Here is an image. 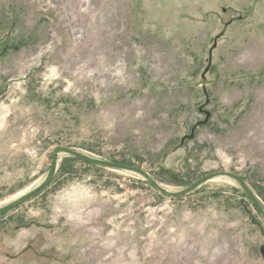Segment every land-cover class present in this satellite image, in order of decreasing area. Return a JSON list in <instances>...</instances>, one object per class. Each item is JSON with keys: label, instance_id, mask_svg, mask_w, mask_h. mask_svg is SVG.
<instances>
[{"label": "rangeland", "instance_id": "374dc122", "mask_svg": "<svg viewBox=\"0 0 264 264\" xmlns=\"http://www.w3.org/2000/svg\"><path fill=\"white\" fill-rule=\"evenodd\" d=\"M61 146L172 190L232 172L264 204V0H0V206ZM62 160L0 215V264H264V217L231 180L171 198Z\"/></svg>", "mask_w": 264, "mask_h": 264}, {"label": "water", "instance_id": "95a60500", "mask_svg": "<svg viewBox=\"0 0 264 264\" xmlns=\"http://www.w3.org/2000/svg\"><path fill=\"white\" fill-rule=\"evenodd\" d=\"M221 35H218L214 39V43L212 47L209 50V58H208V66L206 67L202 77H206V73L209 71L210 66L212 64V59H213V50L217 47L218 44V39ZM206 93V90H205ZM209 103V99L207 98L206 100V105ZM202 112L206 114V118L203 121H198L195 125V127L192 129V132L190 135H187L185 137L188 138H193L195 135V130L197 127L200 125H204L208 123V120L211 116V112L208 110L203 109L202 107L200 108ZM64 157H74L78 158L80 160H83L93 166L96 167H104V168H111V169H117L120 171H125L128 173H131L133 175H136L146 182L150 183L154 188H156L160 193L171 197V198H178V197H183L191 193L192 191L198 189L205 183L217 179V178H227L234 182L238 188L252 201V203L255 205L257 210L260 212V214L264 217V204L260 200V198L255 194V192L249 187V185L245 182V180L232 172H227V171H218V172H213L196 182L190 184L189 186L178 189V190H172L167 187H165L163 184H161L159 181H157L149 172L144 170L143 168L136 167V166H130V165H124L120 163H116L113 161H108L101 159L99 157H96L90 153L72 148V147H67V146H61L56 148L53 154V159H52V164L44 177V179L37 184L35 187L31 188L30 190L26 191L24 194L21 196L17 197L16 199L0 206V215L13 209L16 208L27 201H29L32 197H34L36 194H38L41 190L46 188L50 183L53 181L58 169L61 160ZM260 252L264 258V246L261 247Z\"/></svg>", "mask_w": 264, "mask_h": 264}, {"label": "clouds", "instance_id": "9594fccd", "mask_svg": "<svg viewBox=\"0 0 264 264\" xmlns=\"http://www.w3.org/2000/svg\"><path fill=\"white\" fill-rule=\"evenodd\" d=\"M57 205L53 204V211H56ZM60 213L65 215L67 219L71 220L76 218L80 209L76 206L60 205Z\"/></svg>", "mask_w": 264, "mask_h": 264}, {"label": "trees", "instance_id": "16d2710c", "mask_svg": "<svg viewBox=\"0 0 264 264\" xmlns=\"http://www.w3.org/2000/svg\"><path fill=\"white\" fill-rule=\"evenodd\" d=\"M76 162V161H83V160H80V159H78V158H74V157H64L63 158V160H62V162ZM83 162H85V161H83ZM85 163H87V162H85ZM87 164H89V163H87ZM89 165H91V164H89ZM91 166H93V165H91ZM96 167V166H95ZM61 169H62V166H61ZM150 184V183H149ZM45 189V188H44ZM42 191V190H41ZM255 206V205H254ZM256 208V207H255ZM257 209V208H256Z\"/></svg>", "mask_w": 264, "mask_h": 264}, {"label": "bare ground", "instance_id": "6f19581e", "mask_svg": "<svg viewBox=\"0 0 264 264\" xmlns=\"http://www.w3.org/2000/svg\"><path fill=\"white\" fill-rule=\"evenodd\" d=\"M39 183H40V182H39ZM39 183H38V184H39ZM34 187H35V186H34ZM28 190H30V189H28ZM28 190H27V191H28ZM24 193H25V192H24ZM24 193H22V194H24ZM22 194L18 195V197L21 196ZM16 198H17V197H16ZM16 198H15V199H16Z\"/></svg>", "mask_w": 264, "mask_h": 264}]
</instances>
